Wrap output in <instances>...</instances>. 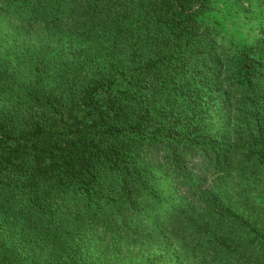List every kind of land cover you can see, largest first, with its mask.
Returning <instances> with one entry per match:
<instances>
[{"label": "trees", "instance_id": "obj_1", "mask_svg": "<svg viewBox=\"0 0 264 264\" xmlns=\"http://www.w3.org/2000/svg\"><path fill=\"white\" fill-rule=\"evenodd\" d=\"M213 12L0 0V264H264L261 216L208 190L264 176V26Z\"/></svg>", "mask_w": 264, "mask_h": 264}, {"label": "rangeland", "instance_id": "obj_2", "mask_svg": "<svg viewBox=\"0 0 264 264\" xmlns=\"http://www.w3.org/2000/svg\"><path fill=\"white\" fill-rule=\"evenodd\" d=\"M214 12L211 14L219 21V28L226 33L228 39L242 45L248 44L259 33V28L264 26V2L263 0H212ZM7 20L0 16V32L11 33ZM23 41L42 46L48 40L53 41L51 33L37 29L31 33L25 32ZM11 38V37H10ZM9 38V39H10ZM216 125V124H215ZM219 127V126H217ZM166 187V185L164 184ZM216 195L222 197L227 204L243 213L245 217L256 219L261 216L264 220V176L254 178L252 175L240 174L229 179H218L209 184ZM156 251V250H155ZM153 253V251H147ZM143 255V252L139 254ZM138 255V256H139ZM170 259L167 257L165 260Z\"/></svg>", "mask_w": 264, "mask_h": 264}]
</instances>
